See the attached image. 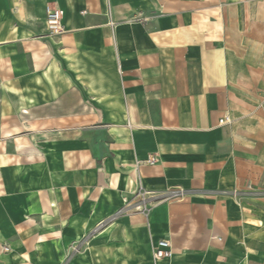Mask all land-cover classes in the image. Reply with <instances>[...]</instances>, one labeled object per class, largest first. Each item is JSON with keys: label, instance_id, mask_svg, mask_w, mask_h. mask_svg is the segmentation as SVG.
Returning a JSON list of instances; mask_svg holds the SVG:
<instances>
[{"label": "crops", "instance_id": "obj_1", "mask_svg": "<svg viewBox=\"0 0 264 264\" xmlns=\"http://www.w3.org/2000/svg\"><path fill=\"white\" fill-rule=\"evenodd\" d=\"M263 51L264 0H0V264H264Z\"/></svg>", "mask_w": 264, "mask_h": 264}, {"label": "built area", "instance_id": "obj_2", "mask_svg": "<svg viewBox=\"0 0 264 264\" xmlns=\"http://www.w3.org/2000/svg\"><path fill=\"white\" fill-rule=\"evenodd\" d=\"M45 13V25L46 31L49 36H60L62 35L65 30L62 24V12L54 7L46 6L44 9ZM230 122V118L228 116H224L220 119L219 124L224 125ZM148 164L152 165L155 163L154 159L148 160ZM134 210L146 212L148 211L147 208V200L144 196H141L139 202L134 203L133 206ZM3 251H8L5 247L2 249ZM172 249L170 242L168 240H160L157 242L156 246L153 249L152 258L154 262H160L163 260H169L172 258Z\"/></svg>", "mask_w": 264, "mask_h": 264}, {"label": "rangeland", "instance_id": "obj_3", "mask_svg": "<svg viewBox=\"0 0 264 264\" xmlns=\"http://www.w3.org/2000/svg\"><path fill=\"white\" fill-rule=\"evenodd\" d=\"M261 41L262 40H259L260 43H261ZM240 47L241 46L238 43V45L236 47V50H240L241 51L242 49H240ZM259 58H260V61L262 62V66H264V51H263L262 55L259 56ZM250 77L260 79L261 82L264 83V70L263 71L250 72ZM257 90H261V91L264 92V86L257 88Z\"/></svg>", "mask_w": 264, "mask_h": 264}]
</instances>
